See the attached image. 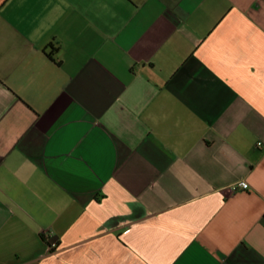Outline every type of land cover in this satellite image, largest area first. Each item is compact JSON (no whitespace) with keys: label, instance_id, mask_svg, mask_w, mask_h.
Instances as JSON below:
<instances>
[{"label":"crops","instance_id":"crops-1","mask_svg":"<svg viewBox=\"0 0 264 264\" xmlns=\"http://www.w3.org/2000/svg\"><path fill=\"white\" fill-rule=\"evenodd\" d=\"M0 264H264V0H0Z\"/></svg>","mask_w":264,"mask_h":264},{"label":"built area","instance_id":"built-area-1","mask_svg":"<svg viewBox=\"0 0 264 264\" xmlns=\"http://www.w3.org/2000/svg\"><path fill=\"white\" fill-rule=\"evenodd\" d=\"M232 188L234 190H238V189L248 190L250 188V185H249V183L246 180H241V181L236 182L232 186Z\"/></svg>","mask_w":264,"mask_h":264}]
</instances>
